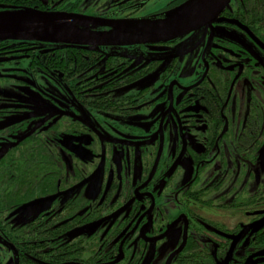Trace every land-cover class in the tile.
<instances>
[{"label": "flooded vegetation", "instance_id": "af4514ba", "mask_svg": "<svg viewBox=\"0 0 264 264\" xmlns=\"http://www.w3.org/2000/svg\"><path fill=\"white\" fill-rule=\"evenodd\" d=\"M25 1L110 22L190 0ZM0 264H264V0L168 42L0 41Z\"/></svg>", "mask_w": 264, "mask_h": 264}, {"label": "water", "instance_id": "95a60500", "mask_svg": "<svg viewBox=\"0 0 264 264\" xmlns=\"http://www.w3.org/2000/svg\"><path fill=\"white\" fill-rule=\"evenodd\" d=\"M231 0H190L161 19L102 21L73 14L11 8L0 12V41H37L77 46H132L168 42L199 30ZM109 28L99 32L98 28Z\"/></svg>", "mask_w": 264, "mask_h": 264}, {"label": "trees", "instance_id": "16d2710c", "mask_svg": "<svg viewBox=\"0 0 264 264\" xmlns=\"http://www.w3.org/2000/svg\"><path fill=\"white\" fill-rule=\"evenodd\" d=\"M0 3H8V4H16V5H22L24 6V8H30L31 4L29 2H26L25 0H9V1H5V0H0ZM14 8V7H11Z\"/></svg>", "mask_w": 264, "mask_h": 264}]
</instances>
